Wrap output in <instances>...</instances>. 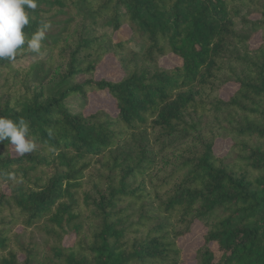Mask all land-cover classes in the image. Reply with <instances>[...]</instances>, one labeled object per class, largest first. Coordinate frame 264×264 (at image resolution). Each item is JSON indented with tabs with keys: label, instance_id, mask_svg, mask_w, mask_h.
Returning a JSON list of instances; mask_svg holds the SVG:
<instances>
[{
	"label": "trees",
	"instance_id": "1",
	"mask_svg": "<svg viewBox=\"0 0 264 264\" xmlns=\"http://www.w3.org/2000/svg\"><path fill=\"white\" fill-rule=\"evenodd\" d=\"M27 12L28 36L50 28L39 53L0 59V116L27 122L37 144L18 156L0 142V264H180L195 220L194 264H264V0H37ZM107 54L118 79L94 74ZM167 54L180 62L160 64ZM102 91L115 112L69 110V96Z\"/></svg>",
	"mask_w": 264,
	"mask_h": 264
},
{
	"label": "clouds",
	"instance_id": "2",
	"mask_svg": "<svg viewBox=\"0 0 264 264\" xmlns=\"http://www.w3.org/2000/svg\"><path fill=\"white\" fill-rule=\"evenodd\" d=\"M37 0H0V59H15L19 50L39 53L50 23L44 22L28 36L24 29L29 24L27 9H36ZM10 141L18 156H25L37 148L36 141L29 134V125L23 119L19 122L0 116V142Z\"/></svg>",
	"mask_w": 264,
	"mask_h": 264
},
{
	"label": "rangeland",
	"instance_id": "3",
	"mask_svg": "<svg viewBox=\"0 0 264 264\" xmlns=\"http://www.w3.org/2000/svg\"><path fill=\"white\" fill-rule=\"evenodd\" d=\"M127 29L126 26L121 27L119 30L113 32V38L115 40L124 39L127 37ZM259 38L254 35L252 37V42H259ZM127 46H129L132 50L137 51L140 50L141 44L134 38H131L127 42ZM44 56V54H40L36 57H22L14 61L15 64L25 65L29 63L32 59ZM158 62L162 65H172L180 62V58L167 54L158 58ZM123 73L122 67L119 65L118 61L112 54H107L97 65L94 74L97 77H104L107 79H118ZM236 84L234 85L232 82H229L225 85L221 91V93L226 97L235 90ZM91 101L84 102L78 96L71 95L66 99V103L71 112L78 111H91L95 107L104 104V108H106L109 112H115L113 107L112 100L108 97L106 92H99L97 95L91 96ZM232 144V139L230 137H216L213 143V151L216 155L222 156L228 153L229 148ZM205 232V227L199 220H195L190 227V231L184 236L178 239V244L181 251V263L180 264H194L196 260V248L201 245L203 240V233ZM71 237H67L66 242H70ZM215 247V245H213Z\"/></svg>",
	"mask_w": 264,
	"mask_h": 264
}]
</instances>
